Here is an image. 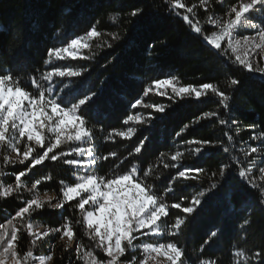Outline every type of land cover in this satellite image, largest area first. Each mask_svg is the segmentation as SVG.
<instances>
[{"label":"trees","instance_id":"obj_1","mask_svg":"<svg viewBox=\"0 0 264 264\" xmlns=\"http://www.w3.org/2000/svg\"><path fill=\"white\" fill-rule=\"evenodd\" d=\"M230 2L234 0H226L221 6L213 1L210 11H214L215 15H224ZM182 3L191 6L198 4L199 0H182ZM136 7L144 11L139 17H131L129 13ZM166 7L164 0H0V69L11 66L23 76L25 71L43 65L42 57L46 58L48 47L63 46L95 25L101 35L89 41L92 47L82 51L80 59L54 61L56 65L88 69L80 77L65 78L63 81L57 78L58 88L68 83L82 94L97 93L94 103L85 110V115L89 117L87 126L92 129L93 136L81 145L100 157L89 171L97 176H111L113 168L110 161L113 158L105 161L102 157L115 152L123 158L143 140L141 154L133 159L145 170L152 167L153 177L149 183L159 185L163 194L168 182L176 177L172 181L174 190L167 194L166 202L171 204L181 196L186 197V205L193 198L203 201L197 212L188 217V223L178 235H168L167 229L175 216L184 214L177 209H169L172 219L164 218L165 223L160 225L162 231L141 237L136 243L175 242L185 252V264H199L200 259H211L216 264H256L254 253L264 251V206L258 203V190L242 185L234 171L237 166L232 161L237 158L245 161L243 150L250 145L264 148L261 141L250 139L253 132H264V80L260 75L253 76L244 71L234 62V56L230 61L211 49L202 37L191 32L180 17L167 13L164 10ZM195 15L206 34H212L214 30L207 26L203 8H198ZM252 19L259 22L264 18L252 16ZM114 32L122 38L112 40L111 33ZM149 45L155 47L150 49ZM173 77L178 87H198L205 82L217 84L229 94L231 116L237 119L238 124L225 128L202 116L206 111L225 113L216 103L217 98L211 94L200 100L190 96L176 98L173 103L166 96L154 92L153 81ZM232 78L240 80L235 88L230 85ZM28 87L31 90L30 84ZM146 88L152 90L144 95ZM167 91L171 94L170 88ZM137 99H141L143 104L163 105L166 110L159 113L151 107L131 108ZM148 113H152L154 119L146 124L123 123L129 114L147 116ZM197 117H201L199 123L195 122ZM184 125H188L187 129ZM128 127L136 129L131 139L110 135ZM226 130L233 137L231 142L224 136ZM193 138L211 140L213 145L205 146L198 155L192 151L197 145L185 143ZM218 142L228 146L229 152L225 153ZM68 148L69 145H62L56 151H67ZM178 151L181 156L173 161L171 156ZM5 154L0 150V169L4 172L0 183L14 184L15 173L24 170L25 166L4 165ZM261 156L264 152L249 157L254 159L253 175L258 183L259 167L264 166L259 163ZM65 159L87 160L88 157L73 154L56 161L45 160L35 166L27 177H22L27 185L25 189L10 197H0V224L7 225L9 230L12 225L20 227L19 220H13V217L25 200L35 194L42 195L44 191L59 194L61 182L66 185L78 182L85 170L65 164ZM165 164L169 167L166 168ZM223 164L229 167L221 176L220 167ZM186 168L203 171L187 174L194 178L179 177L177 173ZM44 176H51L52 179L42 181L36 192H29L31 183ZM213 184L217 185L215 189ZM76 203L73 200L70 205ZM79 217V212L65 205L63 210L45 209L33 213L28 219L39 230H44L58 226L67 218L73 224L76 242L83 245L82 250L95 249L94 254L98 258H106L103 252L96 249L95 242L86 231L75 224ZM213 230L217 231V235L211 238V244L201 253V245ZM18 235L20 238L16 247L20 255L32 251L36 258L30 257L28 264H36L37 259L48 255L53 257L51 264H69L70 259L73 264H84L83 260H76L74 247L65 251L66 244L58 233H50L35 245L31 243L32 238L26 229H21ZM237 252L244 255L237 256ZM134 254L141 256V250ZM245 256L250 259L246 261Z\"/></svg>","mask_w":264,"mask_h":264},{"label":"snow or ice","instance_id":"obj_2","mask_svg":"<svg viewBox=\"0 0 264 264\" xmlns=\"http://www.w3.org/2000/svg\"><path fill=\"white\" fill-rule=\"evenodd\" d=\"M167 7L164 9L167 13L180 17L190 28L191 32L202 37L207 46L215 50L222 56L232 60L248 73H259L264 80V67L253 63V53L258 56L264 52V19L256 22L251 14L258 13L264 18V0H234L227 4V10L224 13L226 18L217 19L215 12L210 11L211 0H199L198 4L188 6L182 3V0H164ZM217 5L224 6L226 0H215ZM198 8H203L207 23L214 26L216 31L212 34H206V30L201 26L195 12ZM183 10V11H181ZM144 9L136 7L129 15L139 17ZM115 20V17H112ZM249 27L255 31L254 35H243L242 39H237L238 29L240 27ZM101 33L95 25L78 37L71 38L63 46H53L46 49V58L42 57L43 65L27 70L23 76L13 67L0 69V150L7 154L3 155V164L15 166L24 165V170L15 173L14 184L0 183V197H10L19 194L27 185L22 177H27L32 169L41 165L45 160L56 161L60 158L72 156L88 157L87 160L65 159L64 163L72 165L78 169H84L83 175L74 185H66L61 182L59 194L44 191L42 195L35 194L32 198L24 201L18 211L15 212L13 220H19L20 227L12 225L10 230L7 225L0 224V264H28L29 258L33 256L32 251L26 252L23 256L17 251L16 242L20 238L18 233L21 229H26L28 235L32 238L31 243L35 245L42 241L50 233L60 234V239L66 238L65 251L74 247L77 261H84V264H150L156 261L158 257L164 258L167 264H185L183 257L185 252L177 246L175 242L158 243H136L141 237L150 234H158L162 230L160 225L165 223V219H172L169 209H177L184 215L175 216L167 229V234L176 236L180 233L182 227L188 223V217L197 212L198 206L203 201L193 198L187 205L184 203L186 197L181 196L177 201L169 204L166 202L168 193L173 192L172 180L160 191V186L149 183L153 177L152 167L146 170L139 163L134 162V157L141 154L144 141L141 140L138 146L129 150L123 158L115 152L102 157L103 160L110 161L113 168L111 176H97L89 169L94 166L100 157L94 155L89 148L81 146L85 141L92 139L93 131L87 126L89 117L85 115V110L94 103L96 92L82 94L78 89L70 87L64 83L57 87V78L63 81L65 78L80 77L87 68H75L72 66H61L54 63L55 60H64L66 55L72 59L78 58V52L81 49L91 48L90 38L99 37ZM122 37L118 33H111L112 40H119ZM227 46H225V42ZM112 47L111 44L107 45ZM99 47V45H97ZM155 45H149L154 48ZM259 49V52L256 50ZM76 50V51H74ZM264 59V57H261ZM28 84L31 86L29 90ZM240 84V80L232 78L230 85L235 88ZM153 86L157 94L166 96L175 103L176 98L183 99L185 96L194 97L196 100L211 96L217 98L216 103L225 110L224 115L220 111H206L202 113L204 118L218 122L225 128L231 125H237L236 118L231 116L229 105L230 96L222 91L217 84L205 82L198 87L195 86H176L175 78H164L153 81ZM167 88L171 89V94ZM164 89V90H161ZM152 88H146L144 95H147ZM143 102L137 99L131 104V108H136ZM145 108H153L154 112L163 113L166 108L163 105L143 104ZM227 116L228 118H225ZM154 119L152 113L147 116L143 114H129L123 123L129 122L137 124H146ZM201 117L196 118V123L200 122ZM188 125H184L187 129ZM182 129L181 131H183ZM46 133H50L48 136ZM136 133V129L128 127L125 131H116L114 136L122 139H131ZM180 133H177L179 136ZM224 136L231 142L233 137L230 131H224ZM251 140L264 143V132H253ZM189 145H197L192 148L196 154H201L205 146H212L213 141L208 139H189L185 141ZM225 153L229 152L228 146H223ZM62 145H69L67 151L61 150ZM264 152L260 146H248L243 150L245 161L239 158L232 161L237 167L236 171L242 185L247 188L258 190V203L264 206V166L259 167L260 183L253 175V169L256 166L253 154ZM15 154V155H13ZM181 153L178 151L171 156L176 161ZM245 163L247 166H245ZM259 163L264 165V156L260 157ZM165 167L169 165L165 164ZM175 167V165H173ZM228 164L220 167L221 176L224 175ZM200 168H191L180 170L177 175L184 179L194 178L187 174L191 172L200 173ZM4 175L0 169V177ZM51 176H44L36 179L28 188L29 192H36L37 186L42 181L51 180ZM159 179V177H157ZM216 184L212 185L215 189ZM76 200L75 205L70 202ZM65 205H69L75 211L80 213V217L75 220V224L80 225L88 234L89 238L95 242L96 249L103 252L104 257L98 258L93 250H82L83 245L76 242V232L73 224L67 218L55 227L39 230L28 219L33 213H39L45 209L63 210ZM247 223V221H245ZM217 235L213 230L205 238L201 245V253L205 247L211 244V238ZM141 250V256L134 253ZM237 256H243L242 252H237ZM256 264H264V251L254 253ZM246 261L250 258L245 256ZM52 255L39 258V264H46L52 261ZM69 264H73L70 259ZM199 264H216L211 259H200Z\"/></svg>","mask_w":264,"mask_h":264},{"label":"rangeland","instance_id":"obj_3","mask_svg":"<svg viewBox=\"0 0 264 264\" xmlns=\"http://www.w3.org/2000/svg\"><path fill=\"white\" fill-rule=\"evenodd\" d=\"M213 1L215 2V0H211V2H213ZM251 15L253 17H257V18L260 16L258 13L251 14ZM216 18L217 19H221V18H226V17L224 15H221V16L216 15ZM216 30L217 29H215L214 31H216ZM237 31H238V35H237L238 39H242L243 35H254L255 34V31L253 29H251L249 27H246V26L240 27ZM91 39L92 38H90V40ZM225 44H226V41H225ZM226 46H227V44H226ZM84 50H86V49L79 50L77 59L81 58V52L84 51ZM74 51H76V50H74ZM256 51L259 52V49H257ZM253 56H254L253 63L254 64L258 63L260 67H264V59L261 58V57H264V52H260V55H258V56L254 52ZM68 59H72V58H71V56L66 55V58L64 60H68ZM154 92L157 93V90H155ZM140 107H143V103L141 105H138L136 108H140ZM13 155H15V154H13ZM66 242L67 241H66V238H65L63 240V243L66 244ZM70 248H72V247H70ZM36 264H39V259L36 260ZM46 264H51V261L46 262ZM150 264H153V262H150ZM154 264H167V261L164 258L158 257L156 259V261L154 262Z\"/></svg>","mask_w":264,"mask_h":264},{"label":"built area","instance_id":"obj_4","mask_svg":"<svg viewBox=\"0 0 264 264\" xmlns=\"http://www.w3.org/2000/svg\"><path fill=\"white\" fill-rule=\"evenodd\" d=\"M219 16H221V15H219ZM207 26H208L209 28L215 30L214 26L209 25L208 23H207ZM237 39H238V38H237ZM243 70H244V69H243ZM244 71H246V70H244ZM246 72H247V71H246ZM247 73H248V72H247ZM248 74L253 75V76H259V73H256V74L248 73Z\"/></svg>","mask_w":264,"mask_h":264},{"label":"water","instance_id":"obj_5","mask_svg":"<svg viewBox=\"0 0 264 264\" xmlns=\"http://www.w3.org/2000/svg\"><path fill=\"white\" fill-rule=\"evenodd\" d=\"M73 248V247H72Z\"/></svg>","mask_w":264,"mask_h":264}]
</instances>
